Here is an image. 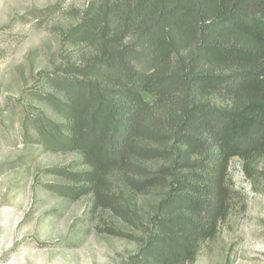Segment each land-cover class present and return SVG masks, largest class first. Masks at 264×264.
Segmentation results:
<instances>
[{
    "label": "trees",
    "instance_id": "trees-1",
    "mask_svg": "<svg viewBox=\"0 0 264 264\" xmlns=\"http://www.w3.org/2000/svg\"><path fill=\"white\" fill-rule=\"evenodd\" d=\"M70 34L88 55L48 99L63 122L37 135L84 159L63 195L140 230L130 264H191L232 206L233 157L264 192V0L103 1ZM153 191L138 224L129 198Z\"/></svg>",
    "mask_w": 264,
    "mask_h": 264
},
{
    "label": "rangeland",
    "instance_id": "rangeland-1",
    "mask_svg": "<svg viewBox=\"0 0 264 264\" xmlns=\"http://www.w3.org/2000/svg\"><path fill=\"white\" fill-rule=\"evenodd\" d=\"M103 1L117 0H0V264L134 260L142 237L134 224L95 205L90 193L63 195L76 185L67 173L86 169L82 155L52 150L37 136L45 116L63 122L48 99L58 95L55 82L68 75L67 64L88 55V44H75L70 33ZM228 172L237 191L232 206L191 264H264V192L254 190L240 158ZM157 195L129 198L138 224Z\"/></svg>",
    "mask_w": 264,
    "mask_h": 264
}]
</instances>
